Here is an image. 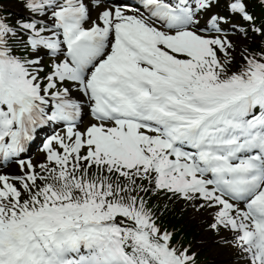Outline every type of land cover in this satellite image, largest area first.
<instances>
[{
	"label": "snow or ice",
	"instance_id": "1",
	"mask_svg": "<svg viewBox=\"0 0 264 264\" xmlns=\"http://www.w3.org/2000/svg\"><path fill=\"white\" fill-rule=\"evenodd\" d=\"M15 15H0V264H197L162 226L179 202L234 264H264V0Z\"/></svg>",
	"mask_w": 264,
	"mask_h": 264
},
{
	"label": "rangeland",
	"instance_id": "2",
	"mask_svg": "<svg viewBox=\"0 0 264 264\" xmlns=\"http://www.w3.org/2000/svg\"><path fill=\"white\" fill-rule=\"evenodd\" d=\"M204 245H207L208 247H211L214 251H219V248L216 244H214L213 242L210 243L209 241H206V243Z\"/></svg>",
	"mask_w": 264,
	"mask_h": 264
}]
</instances>
